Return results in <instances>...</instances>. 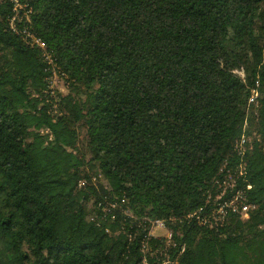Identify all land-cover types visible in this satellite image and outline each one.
<instances>
[{"label": "trees", "instance_id": "16d2710c", "mask_svg": "<svg viewBox=\"0 0 264 264\" xmlns=\"http://www.w3.org/2000/svg\"><path fill=\"white\" fill-rule=\"evenodd\" d=\"M19 3L18 28L53 52L69 93L52 119L41 53L11 32L13 4L0 0V264H140L135 219L207 206L252 130L236 181L249 218L229 214L216 232L172 224V257L264 264V0ZM78 128L111 191L70 151ZM123 197L133 218L110 222L98 204Z\"/></svg>", "mask_w": 264, "mask_h": 264}, {"label": "built area", "instance_id": "2783aa9c", "mask_svg": "<svg viewBox=\"0 0 264 264\" xmlns=\"http://www.w3.org/2000/svg\"><path fill=\"white\" fill-rule=\"evenodd\" d=\"M8 1L13 4V11L16 13L9 20L11 32L20 36L29 47L38 49L43 58V62L45 64L44 72L46 74V88L43 94L45 97H48L46 102L51 105L50 115L53 119L56 114L60 115L59 104L61 103L60 97L62 96L61 92L56 91L55 86L61 81L63 82L61 85L64 86L65 83H67V76L60 70L53 52L50 51L44 43L37 39L27 29L18 28L17 22L21 21V19L17 18L18 11L23 7L19 3V0ZM24 18L26 19V22L29 23L27 14ZM251 149L252 145L245 136H242V138L235 144V150L241 158L237 178L244 177L245 175L246 166L243 160L246 152ZM226 176L230 178L229 173ZM226 176L223 177L222 181H214L213 187L219 186L222 190L219 191L217 200L216 198L212 202L210 199L207 200V206L200 207L199 209L179 218L169 217L167 219H142L139 222L135 219L137 228L144 234L142 240L140 241V250L142 253V261L140 264H151L149 262L150 260H154V264L177 263V259L172 257L173 250L178 249V245L174 240V232L171 228L172 224L195 225L199 228L216 232L226 225L229 214L237 215L243 221L249 218L251 206L246 203V195L242 191L236 189L237 179H234L232 184H230V181L225 179ZM103 178L104 175L100 172L92 174L90 176V183L97 188V185ZM87 184L86 180L79 183L81 187H85ZM250 188V186H247V189ZM228 193L231 195L230 197H226ZM222 197L225 198L222 199ZM208 201H210V203ZM126 204V197H123L121 200L115 198L114 200L107 201L104 207H102L101 203H99L98 208L101 209L104 217L109 215L110 222H114L118 214L133 218L125 209ZM127 238L129 241L132 239L131 235H127ZM179 251V254H181L184 251V247H181ZM161 256L162 259L160 258Z\"/></svg>", "mask_w": 264, "mask_h": 264}, {"label": "rangeland", "instance_id": "374dc122", "mask_svg": "<svg viewBox=\"0 0 264 264\" xmlns=\"http://www.w3.org/2000/svg\"><path fill=\"white\" fill-rule=\"evenodd\" d=\"M240 76L243 77V75L240 73ZM61 84H63V82H58V84L55 86L56 87V91H59L61 92V95L62 96H65L69 93V88H68V84L65 83L64 86H62ZM257 97L258 95L254 94V97L251 98V100L249 101V104H250V107H249V116H253L254 118L257 117V110H258V102H257ZM253 114V115H251ZM77 132V137H76V143L74 144L75 146L70 149L71 152H74V153H80L84 158H85V166H84V170L87 174H97L99 173V165L98 163L96 162H93V161H90L91 157L88 153V149L86 148V141H85V132L84 130H80L79 128L76 130ZM248 138V141L251 145H253V142L255 139L258 138L256 132H254V130H252V133L247 137ZM229 173L230 175V178L227 177L226 175ZM228 173H226L224 176L225 179H227V181L229 180L230 181V184H232V181L234 179H237V175H238V172L234 173V171L230 172L228 171ZM99 185H103L104 187L107 188V191H111V188H110V185L108 183V181L103 178L101 180V182L99 183ZM221 187L217 186L215 188V192H218V191H221ZM216 200H217V196L215 197ZM214 198V199H215ZM210 197L207 198V200H209ZM94 199L91 198L89 201H88V204H87V208H88V211L90 213V217H92V214H93V208H94Z\"/></svg>", "mask_w": 264, "mask_h": 264}]
</instances>
